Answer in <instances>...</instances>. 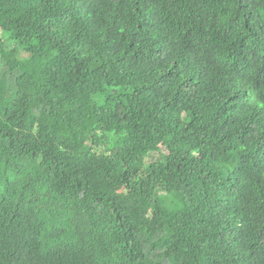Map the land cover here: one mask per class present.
Returning a JSON list of instances; mask_svg holds the SVG:
<instances>
[{
  "label": "trees",
  "instance_id": "obj_1",
  "mask_svg": "<svg viewBox=\"0 0 264 264\" xmlns=\"http://www.w3.org/2000/svg\"><path fill=\"white\" fill-rule=\"evenodd\" d=\"M0 30V264H264V0H0Z\"/></svg>",
  "mask_w": 264,
  "mask_h": 264
},
{
  "label": "rangeland",
  "instance_id": "obj_2",
  "mask_svg": "<svg viewBox=\"0 0 264 264\" xmlns=\"http://www.w3.org/2000/svg\"><path fill=\"white\" fill-rule=\"evenodd\" d=\"M3 35V33L1 32V30H0V38H1V36ZM3 74V73H2ZM2 74H0V77H1V75ZM107 161V157L105 156V155H102V157H101V159H100V163H104V162H106Z\"/></svg>",
  "mask_w": 264,
  "mask_h": 264
}]
</instances>
